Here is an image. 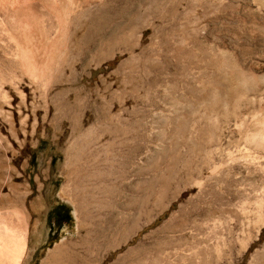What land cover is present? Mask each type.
I'll list each match as a JSON object with an SVG mask.
<instances>
[{"label":"rangeland","instance_id":"374dc122","mask_svg":"<svg viewBox=\"0 0 264 264\" xmlns=\"http://www.w3.org/2000/svg\"><path fill=\"white\" fill-rule=\"evenodd\" d=\"M220 53L264 75V0H0V264H264V82L209 114Z\"/></svg>","mask_w":264,"mask_h":264},{"label":"bare ground","instance_id":"6f19581e","mask_svg":"<svg viewBox=\"0 0 264 264\" xmlns=\"http://www.w3.org/2000/svg\"><path fill=\"white\" fill-rule=\"evenodd\" d=\"M263 3V2H262ZM261 3V4H262ZM260 4V5H261ZM198 28V27H196ZM203 28V27H202ZM196 30V29H195ZM199 30V29H198ZM198 32V31H197ZM190 37V36H189ZM197 39V38H196ZM193 40V39H192ZM201 40V39H200ZM191 41V40H190ZM197 41H199L197 39ZM192 42V41H191ZM197 44V43H195ZM195 47V46H194ZM224 53V52H222ZM192 57V56H191ZM196 56H194L195 58ZM199 57V56H198ZM236 60V59H235ZM234 59L232 58H228L227 56L225 57V55L223 56L221 53L219 55H212L211 56V64L214 68V71H216V77L213 79V80H206L204 79V82H203V88L205 89H210L212 90L211 91V95L209 97L205 96L203 99H202V102L203 104H205L203 107H207L208 109H210V113L212 112V110H214L215 112H217V108L219 107H223L224 110H225V113L224 115H229V114H232L233 115H236V114H239L236 112L238 106H239V103L243 100V101H246V95L249 94L248 91L249 89H251L253 86L256 87L257 85V82L258 81H261L262 83L264 82V75L262 76H259V75H253V74H250L248 73L247 71H245L238 63L237 61H235ZM210 65V64H209ZM200 66V65H199ZM204 71V70H203ZM201 80V79H200ZM203 80V79H202ZM206 81V82H205ZM227 81L225 84V87L223 86L224 85V82ZM202 85V83H201ZM253 87V88H254ZM258 88V87H257ZM254 90V89H253ZM202 91V90H201ZM257 92L259 91L258 89L256 90ZM255 91V92H256ZM261 91V90H260ZM250 92H252L250 90ZM195 93V92H193ZM203 93V91H202ZM198 94V93H197ZM206 94V93H205ZM261 94V92H260ZM207 95V94H206ZM257 95V94H256ZM197 96V95H196ZM195 99V98H193ZM192 99V100H193ZM197 99V98H196ZM245 99V100H244ZM198 100V99H197ZM250 100V98L248 99ZM259 102V101H258ZM264 102V100H263ZM194 103V102H193ZM186 105V103H185ZM190 106V105H189ZM193 106V105H191ZM187 108V107H186ZM206 110V108L204 109V111ZM188 112V110H186ZM208 111V110H207ZM219 111V110H218ZM185 112V111H184ZM183 112V113H184ZM191 112V111H190ZM236 112V114H234ZM194 113V112H193ZM221 113V112H220ZM219 113V114H220ZM197 114V113H196ZM207 114V113H206ZM205 114V115H206ZM256 117H257V120H256V123H255V126H253V128L251 130H249L247 134L248 136V141L251 143L252 146L256 147L259 152H261L259 155H257L258 159H259V162H261V160H264V106L262 103L259 104L258 106V111L257 113L255 114ZM193 116V115H192ZM207 117H208V114H207ZM218 117V116H217ZM227 118H230V117H227ZM209 119V118H208ZM216 119V118H215ZM221 119V118H220ZM219 119V120H220ZM225 119V118H224ZM182 120V119H181ZM184 120V118H183ZM228 120V119H227ZM237 120V119H236ZM209 121V120H208ZM222 121V120H221ZM220 121V122H221ZM186 122V121H185ZM203 122V121H202ZM212 122V120H211ZM210 122V123H211ZM186 123H189V122H186ZM209 123V124H210ZM216 123V122H214ZM184 125V122L182 123ZM180 124L178 125V128L177 130H183L184 126ZM207 125V124H206ZM202 126V124H201ZM186 127V126H185ZM208 127V126H207ZM212 128V126H210ZM198 128V127H197ZM216 128V127H215ZM220 128V127H219ZM218 128V129H219ZM186 129V128H185ZM195 129V128H194ZM193 129V130H194ZM208 129V128H207ZM206 129V130H207ZM221 129V128H220ZM222 130V129H221ZM220 130V131H221ZM192 131V130H191ZM204 131V130H203ZM220 131H218L217 133H219ZM179 132V131H178ZM183 132V131H182ZM196 132V131H195ZM211 131H208L206 132V134L210 133ZM223 132V130H222ZM204 135V133H201ZM197 135V134H195ZM202 135V136H203ZM220 135V134H219ZM205 136V135H204ZM203 136V137H204ZM209 136V135H208ZM218 136V134H217ZM195 137V136H194ZM197 137V136H196ZM203 137H199V138H203ZM207 137V136H205ZM211 137V136H210ZM214 136H212L211 138H213ZM222 137V136H221ZM220 137V138H221ZM198 138V137H197ZM211 138H210V141H211ZM219 139V138H217ZM202 140V139H201ZM205 140V139H204ZM203 140V141H204ZM208 140V138H207ZM216 140V138H215ZM197 141V140H196ZM209 141V140H208ZM213 141V140H212ZM199 142V141H198ZM197 142V143H198ZM196 143V144H197ZM256 149H254L255 151ZM253 152V151H252ZM251 153V152H250ZM254 154V153H253ZM249 155V158L251 157L250 154ZM256 157V156H255ZM254 157V159H255ZM256 157V158H257ZM248 159V158H247ZM252 159V158H251ZM249 160V159H248ZM250 161V160H249ZM256 161V160H255ZM248 162V161H247ZM246 162V163H247ZM235 163V162H234ZM258 163V162H257ZM241 164V163H240ZM251 165V164H250ZM246 166V165H245ZM253 166V165H252ZM264 166V165H263ZM262 166V164H259L258 163V167L259 169H263L264 170V167ZM250 168V167H249ZM257 168V167H256ZM218 168H216L217 170ZM255 169V168H254ZM215 170H213L214 172ZM256 171V170H255ZM216 173H219V172H216ZM261 173V172H260ZM220 174H221V171H220ZM217 176V175H216ZM256 204L257 206L259 207H263L264 206V201L263 200H258L256 201ZM260 208V209H261Z\"/></svg>","mask_w":264,"mask_h":264}]
</instances>
